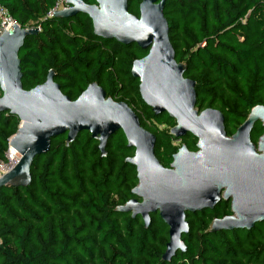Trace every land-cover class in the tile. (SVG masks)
Listing matches in <instances>:
<instances>
[{
  "label": "trees",
  "instance_id": "16d2710c",
  "mask_svg": "<svg viewBox=\"0 0 264 264\" xmlns=\"http://www.w3.org/2000/svg\"><path fill=\"white\" fill-rule=\"evenodd\" d=\"M141 1L129 0V7L139 14ZM0 2L21 27L31 23L40 27L38 34L27 37L19 53L23 86L31 87L32 81L43 83L54 70L62 91H73L77 96L89 83L100 84L102 78L107 96L114 94V73L139 89L131 68L147 50L97 36L86 14L49 17L57 0ZM164 14L170 34L177 28L199 45L195 51L175 49L179 62L187 60L189 69L201 76L213 72L233 82L230 88L239 110L225 107L226 122L243 123L253 107L264 105L260 97L264 94V0H166ZM170 39L172 42L171 35ZM236 82L242 83V88ZM196 90L198 102L210 95L200 80ZM139 100L143 113L152 121L176 124L168 113L155 116L140 93ZM19 123L16 116L0 113V157ZM148 130L157 137V158L170 167L179 149L175 136ZM263 133L264 127L257 124L251 136L257 140ZM79 136L70 144L66 134L52 139L49 151L34 158L29 185L0 188V264H228L234 258L243 264H264V223L250 230L193 233L189 220L190 231L182 236L187 251H178L170 262L163 261L169 227L159 214H151L149 226L154 222L155 227L149 229L140 215L118 211L113 201L114 191L124 203L130 200L128 196L134 197L131 191L124 196L121 186L125 179L122 170L127 167L137 175L135 167L124 159L116 166V173L110 160H104L101 153L95 156L99 150L92 145L98 142L90 133L84 131ZM110 143L123 156L134 153L121 130L108 146ZM226 208L224 204L189 215L212 211L224 217L230 213Z\"/></svg>",
  "mask_w": 264,
  "mask_h": 264
},
{
  "label": "water",
  "instance_id": "95a60500",
  "mask_svg": "<svg viewBox=\"0 0 264 264\" xmlns=\"http://www.w3.org/2000/svg\"><path fill=\"white\" fill-rule=\"evenodd\" d=\"M66 1L69 7L53 11L55 17L86 14L97 36L147 50L131 68L141 99L155 116L168 113L176 121L170 130L176 138L188 134L197 138L198 150L183 144L170 167L162 165L155 153L156 135L142 126L128 103L108 97L97 81L72 99L50 70L43 83L25 89L19 53L27 37L39 29L14 23L0 35V113L21 122L9 140L21 158L0 178V188L29 185L34 158L48 152L52 139L60 135L66 134L70 144L88 131L103 157L109 140L121 130L127 147L134 150L124 161L135 167L138 184L131 190L134 197L117 210L140 215L145 227L151 214H159L169 227L163 261L187 251L182 238L190 231L187 212L214 209L222 197L232 199L234 214L214 219L211 232L251 229L264 221V134L257 145L251 140L254 125L261 121L264 126V105L253 107L232 136L227 135L222 111L196 109V81L185 76L187 67L176 58L164 14L166 0H142L139 15L129 11V0Z\"/></svg>",
  "mask_w": 264,
  "mask_h": 264
},
{
  "label": "rangeland",
  "instance_id": "374dc122",
  "mask_svg": "<svg viewBox=\"0 0 264 264\" xmlns=\"http://www.w3.org/2000/svg\"><path fill=\"white\" fill-rule=\"evenodd\" d=\"M129 11L133 14L139 15L138 12L132 7H129ZM29 27H35L33 23L29 25ZM172 36V43L175 46V49L177 52H188V49L190 51H195L199 48V45H195L193 43L192 37L184 35L183 32L178 30L177 28H174L170 34ZM204 46V45H202ZM183 64L187 67V77L195 80L196 82L200 80V82L203 84V87H205L209 91V97H207L204 101L198 102L196 105V109L199 111L205 110L207 108H214L218 109L223 112V114L227 117L226 109H231L233 111L239 110L238 102L233 94V91L231 90L230 86L233 85V82L229 78H219L217 75L213 72H207L203 76L199 74L198 71L194 69H189V65L187 63V60L182 61ZM112 81L116 84L115 92L114 94H110L109 97L113 98L115 101H124L131 106L134 111L138 114L140 117L141 122L145 125L146 129L154 130V127L157 129L154 130L155 132H169L170 130L175 126V124H159L155 121H152V118L146 117V115L143 113L144 107L142 106L140 100H139V89L134 87L132 84L124 81L122 76H120L118 73L113 74ZM238 88H242V83L236 82ZM38 84H35L32 81L31 87H35ZM100 85L103 88H106V82L105 79L102 78ZM30 86L24 85L25 89H31ZM106 90V89H105ZM67 95H69L72 99H76L78 96L73 93V91L64 92ZM80 95V94H79ZM264 100V94L262 93L260 96ZM21 122L19 123L20 126ZM242 124L241 121L236 122L234 124H230L229 122H226V132L229 136L233 135L237 128ZM80 137V136H79ZM78 137V138H79ZM94 141V140H93ZM196 142L197 139L194 138L191 135H186L185 137H182L180 139L174 140V144L177 147L182 146V144H186L190 150L197 151L196 148ZM255 143H257V140H254ZM92 147L96 148L97 143L93 144ZM107 153L102 158L104 160H110L114 166L119 167L121 161L125 159V157L132 156L133 151H131L129 154L123 156L122 153L118 152L115 148H113L112 143L109 144L108 148L106 149ZM95 156H100V151H97L95 153ZM117 167L114 169L116 170V173H118ZM122 172L125 173V179L122 182L121 191L123 192L124 196L127 195L128 191H131L135 186L138 184V180L136 178V173L129 171V169L126 167L122 170ZM130 199L132 196H128ZM113 201L117 206L124 205L123 199L120 197L119 194H117L115 191L113 193ZM227 210L230 209V203L226 204ZM207 215H189L188 220L191 223V231L193 233L196 232H208L211 230L212 222L215 218H220L221 216L216 212H210L205 211ZM155 227L154 222H152L151 226H149V229H153ZM243 264L241 259L234 258L228 264Z\"/></svg>",
  "mask_w": 264,
  "mask_h": 264
},
{
  "label": "built area",
  "instance_id": "2783aa9c",
  "mask_svg": "<svg viewBox=\"0 0 264 264\" xmlns=\"http://www.w3.org/2000/svg\"><path fill=\"white\" fill-rule=\"evenodd\" d=\"M68 7L69 5L67 4L66 0H57L55 7L48 12V16L53 17L54 16L53 11L66 9ZM14 23L16 24V21L11 16L8 9L0 2V35L5 30H9ZM37 28L40 29V27ZM0 94H1V90H0ZM20 158H21V154L8 144L4 156L0 157V178H2L5 174L10 172L18 164Z\"/></svg>",
  "mask_w": 264,
  "mask_h": 264
},
{
  "label": "flooded vegetation",
  "instance_id": "af4514ba",
  "mask_svg": "<svg viewBox=\"0 0 264 264\" xmlns=\"http://www.w3.org/2000/svg\"><path fill=\"white\" fill-rule=\"evenodd\" d=\"M226 123V122H225ZM257 124H260V125H262L263 126V124H262V122L261 121H258L255 125H254V128L257 126ZM264 127V126H263ZM254 128H253V130H254ZM253 130H252V132H253ZM252 132H251V135H252ZM264 134V133H263ZM262 134V135H263ZM227 135H228V133H227ZM261 135V136H262ZM229 136V135H228ZM232 136V135H231ZM194 137V136H193ZM260 138V137H259ZM259 138L257 139V143H255L254 142V140L255 139H253L252 138V136H251V140H252V142L255 144V145H257L258 144V141H259ZM178 139H180V138H178ZM197 139V138H196ZM198 141V140H197ZM197 143V142H196ZM183 145V144H182ZM181 147V146H180ZM179 147V148H180ZM189 148V147H188ZM197 148V147H196ZM198 150V149H197ZM192 151V150H191ZM228 203H230V213L229 214H227V215H233L234 213L232 212V210H231V204H232V199H230V200H225L223 197L221 198V200H220V202H219V204L215 207V208H217V207H221V206H223L224 204H228ZM214 208V209H215ZM209 210H212V209H209ZM189 214H193V213H190V212H187V216L189 215ZM226 215V216H227ZM225 217V216H224ZM220 218H223V217H220ZM216 219V218H215ZM187 220H188V218H187ZM213 223V222H212ZM261 223H264V221H262V222H259V223H257L255 226H257L258 224H261ZM254 226V227H255ZM212 227V226H211ZM253 227V228H254ZM252 229V228H251ZM241 230H250V229H241Z\"/></svg>",
  "mask_w": 264,
  "mask_h": 264
}]
</instances>
